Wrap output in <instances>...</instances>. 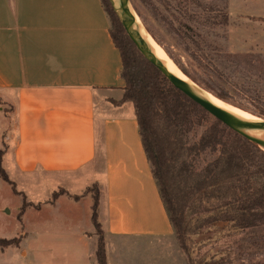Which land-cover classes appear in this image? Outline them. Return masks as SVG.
I'll list each match as a JSON object with an SVG mask.
<instances>
[{
	"label": "crops",
	"instance_id": "obj_1",
	"mask_svg": "<svg viewBox=\"0 0 264 264\" xmlns=\"http://www.w3.org/2000/svg\"><path fill=\"white\" fill-rule=\"evenodd\" d=\"M228 9L264 23V0H229ZM121 69L101 0H0L2 168L36 198L40 176L64 191L31 201L24 214L58 212L61 223L35 234L77 239L72 263L98 264L95 187L106 264H189L152 177L134 106L121 102ZM32 252L29 264H40Z\"/></svg>",
	"mask_w": 264,
	"mask_h": 264
},
{
	"label": "trees",
	"instance_id": "obj_2",
	"mask_svg": "<svg viewBox=\"0 0 264 264\" xmlns=\"http://www.w3.org/2000/svg\"><path fill=\"white\" fill-rule=\"evenodd\" d=\"M150 5V0H141ZM207 12H219L205 7L199 0H186ZM110 22V36L121 57L124 94L121 102L129 101L135 109L142 148L150 165L159 197L174 231L180 249L189 264H231L233 260L201 257L191 258V237L200 241L210 238L206 229L216 223L231 224L236 234H243L264 225V164L259 159V147L238 135L174 88L166 78L142 55L127 37L110 0H101ZM221 24L228 23L223 13ZM154 40L152 35L149 33ZM192 74L182 73L200 89L229 106L238 108L264 120L263 110H249L232 102L230 91L220 82L204 60L195 57ZM176 64V63H175ZM205 125L198 140L191 142L190 133ZM212 159L202 164L203 156ZM0 179L18 194L1 165ZM223 184L228 187L221 205L206 209L208 191ZM62 192V190H60ZM63 193H53L55 199ZM75 199H77L75 197ZM98 190L93 195L92 222L96 229L95 257L98 264H106L105 246L100 226L96 221ZM30 204L22 202L18 219ZM222 206H233V211H218ZM215 211V214H211ZM260 237L242 239L256 244ZM19 244L9 240L1 246ZM18 246V245H17Z\"/></svg>",
	"mask_w": 264,
	"mask_h": 264
},
{
	"label": "rangeland",
	"instance_id": "obj_3",
	"mask_svg": "<svg viewBox=\"0 0 264 264\" xmlns=\"http://www.w3.org/2000/svg\"><path fill=\"white\" fill-rule=\"evenodd\" d=\"M199 1L205 7L217 8L220 14L207 12L186 0H150L149 6L141 0H129L144 30L152 35L154 40L151 39L177 70L192 74L197 62L195 57H199L230 91L232 102L249 110L264 111V23L232 15L228 9L229 0ZM114 12L120 21V14L115 10ZM223 13L228 14V23L225 25L220 23ZM190 82L193 83L191 80ZM11 111L7 108L6 116L9 117ZM204 128L205 125L193 130L189 135L190 141H197ZM258 147L261 151L259 159L264 164V147ZM210 159L211 155L203 156L201 163L204 164ZM40 180V198H36L29 190L28 184L16 182L18 194H15L11 187L0 179V244L4 245L9 240L19 242L7 247L0 245V250L3 251L0 252V264H29L34 259V250H37L36 257L40 264H74L69 251L80 250L77 239L61 236L53 238L50 235L38 237L35 234L37 229L43 232L45 227L61 223L62 220L55 223V218H59L58 212L51 215L31 209L18 219L23 199L30 204L37 199L44 201L45 197H50L55 190L56 193H64L54 185L49 186L51 177L47 179L48 182L43 176H40ZM227 187L228 184H223L209 190L205 208L221 205ZM95 190V187L90 188L93 195ZM226 210L233 211V206H222L217 212ZM215 213L213 211L211 214ZM206 231L211 232V235L205 241L199 242L196 236L191 237L193 260L202 256L224 257L233 260L231 264H264V225L249 229L243 234H236L231 224L216 223ZM254 237H260L259 242L254 245L250 240L242 241ZM45 247L49 248V254L43 250ZM16 248L26 251V258L20 257Z\"/></svg>",
	"mask_w": 264,
	"mask_h": 264
},
{
	"label": "water",
	"instance_id": "obj_4",
	"mask_svg": "<svg viewBox=\"0 0 264 264\" xmlns=\"http://www.w3.org/2000/svg\"><path fill=\"white\" fill-rule=\"evenodd\" d=\"M112 7L115 10L113 1L110 0ZM120 9V22L121 25L132 44L135 46L137 51L142 55V57L147 60L152 66H154L165 78L166 80L178 91H180L184 96L190 99L192 102L201 107L205 112H207L214 119L221 122L223 125L242 136L243 138L251 141L257 146L264 147V144L257 142L253 135L255 132H250L243 129L240 125V120L232 115L231 113L221 110L210 103H208L204 98L197 94L192 88L188 87L181 80H179L173 73H171L166 66L158 60V58L153 53L151 47L140 37L138 34V27L136 23V15L132 10L129 0H118ZM116 11V10H115ZM117 12V11H116ZM264 132V129L259 130Z\"/></svg>",
	"mask_w": 264,
	"mask_h": 264
},
{
	"label": "bare ground",
	"instance_id": "obj_5",
	"mask_svg": "<svg viewBox=\"0 0 264 264\" xmlns=\"http://www.w3.org/2000/svg\"><path fill=\"white\" fill-rule=\"evenodd\" d=\"M112 1H113L115 10L120 14L118 0H112ZM136 23L138 27L137 31L140 37L151 47L153 53L158 58V60L162 62L171 73H173L179 80H181L188 87L192 88L197 94H199L202 98H204L208 103H210L211 105L221 110L227 111L231 113L232 115H234L235 117H237L240 120L241 127L247 131L255 132V134L253 135V138L257 142L264 144V132L259 131L261 129H264V120L258 119L250 115L249 113L239 110L237 108L228 107L227 105L219 102L217 99L213 98L208 93L202 91L196 85L191 83L190 80L186 76H184L179 70H177L171 64V62H168V60L164 56V53L161 52L159 46L156 45V43L151 39L148 32L144 30L137 16H136Z\"/></svg>",
	"mask_w": 264,
	"mask_h": 264
}]
</instances>
